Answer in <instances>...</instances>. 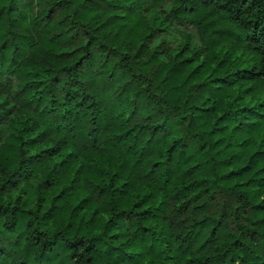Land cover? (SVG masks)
Instances as JSON below:
<instances>
[{
    "label": "trees",
    "instance_id": "trees-1",
    "mask_svg": "<svg viewBox=\"0 0 264 264\" xmlns=\"http://www.w3.org/2000/svg\"><path fill=\"white\" fill-rule=\"evenodd\" d=\"M7 236L68 264H264V0H0Z\"/></svg>",
    "mask_w": 264,
    "mask_h": 264
},
{
    "label": "rangeland",
    "instance_id": "rangeland-1",
    "mask_svg": "<svg viewBox=\"0 0 264 264\" xmlns=\"http://www.w3.org/2000/svg\"><path fill=\"white\" fill-rule=\"evenodd\" d=\"M186 33V32H185ZM177 32V37H171L167 43L169 50L177 47L183 40L188 38L193 39L194 35L189 33L185 34ZM185 34V35H184ZM191 36V37H190ZM165 37L156 38L154 41L158 42L163 40ZM166 39V38H165ZM226 197L220 199V205H224ZM4 238V239H3ZM3 241V243H2ZM0 243V264H10L12 262H25L26 264H68L67 259L68 251L62 243H58L53 246L52 250L46 251L43 257L37 258L36 251L33 250L30 256L25 253L24 244H16L15 239H11L9 236L2 237ZM102 264V263H101ZM103 264H106L104 261Z\"/></svg>",
    "mask_w": 264,
    "mask_h": 264
}]
</instances>
